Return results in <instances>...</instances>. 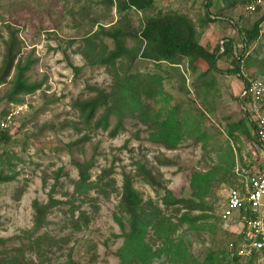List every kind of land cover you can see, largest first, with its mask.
<instances>
[{
  "label": "rangeland",
  "instance_id": "1",
  "mask_svg": "<svg viewBox=\"0 0 264 264\" xmlns=\"http://www.w3.org/2000/svg\"><path fill=\"white\" fill-rule=\"evenodd\" d=\"M190 1L191 7L187 0H156L155 6L163 11H185L192 19L198 14L202 16L204 0ZM242 4L240 1L239 6L243 7ZM142 13L131 11L133 28H140ZM118 19L115 6L109 7L103 0H0V62L5 42L12 37L19 41L15 49L20 55L31 54L37 59L27 73L30 81L44 82L41 89L23 96L20 104L0 102V112L16 113L10 126L11 142L0 146V154L4 153L0 157V170L16 176L12 181L0 183V238L5 239L0 250L14 256L17 253L14 248H23L21 264H59L68 259L69 253L80 264H121L117 251L124 244L123 233L129 229L127 217L118 208L123 172L132 175L134 186L145 200L152 198L164 208L161 201L164 189L145 183L138 164L150 169L175 197L193 198L206 205L205 210L192 214L204 212L210 216L195 224L184 223L178 230L176 238L186 248L184 260L163 253L153 264H203L210 249L230 250V243L237 238L236 224L221 219L231 186L227 180L232 178L229 173L226 180L222 179L231 165L227 154L231 142L225 133L230 122L246 115L239 97L242 79L224 73L232 64L231 57L226 63L220 62L223 72L215 73L218 86L216 90L215 86L210 88L209 93L202 86L196 90L197 74L187 69L186 64L172 69L165 63L159 67L152 61L138 59L135 71L163 76L159 93L147 99L146 120L127 117L124 129L115 137L102 129L78 133L71 126V122L79 121L74 101L94 95L91 86L109 91L112 84V76L104 66L86 65L76 50L91 30L96 31L99 25L109 26ZM101 37L113 47L111 38ZM134 44L131 38L127 39L128 46ZM242 49L239 55L246 54ZM73 66L81 69L76 72ZM241 72L264 80V68H247L244 63ZM12 75L13 72L8 80ZM8 88V82L0 85V96ZM113 123L114 119L112 126ZM84 134L88 139L80 141ZM169 143L175 146L168 147ZM235 147L238 151L236 144ZM91 157L95 159L90 171L92 181L103 168H113L108 178H114L115 185L105 187L108 197L96 190L89 192L91 199L74 195V181L79 177L74 161L83 162ZM199 177L210 178L209 187ZM53 186L54 197L64 203L50 210L49 223L36 235L46 232L59 240L62 247L45 250L40 258L27 246L25 231L33 226L32 202L35 199L48 202V192ZM173 208L169 207L166 213L177 220L180 213L176 214ZM82 211L89 216L87 226L80 219ZM77 219L82 224L80 230L72 227ZM63 238L69 241L63 242ZM151 238L154 239L152 230L148 240ZM153 247H161V242L156 241ZM249 262L247 257L239 259V264Z\"/></svg>",
  "mask_w": 264,
  "mask_h": 264
},
{
  "label": "trees",
  "instance_id": "2",
  "mask_svg": "<svg viewBox=\"0 0 264 264\" xmlns=\"http://www.w3.org/2000/svg\"><path fill=\"white\" fill-rule=\"evenodd\" d=\"M103 1L109 7L115 6L119 19L109 26L99 25L96 31L91 30L90 33L84 36L76 52L83 56L86 65L104 66L112 76V84L109 91L91 86L90 89L94 92V95L87 98H77L74 101L73 107L79 113V121L71 122V126L78 133H81L84 129H102L109 131L111 137H115L120 130L124 129V121L127 117H140L146 120L147 108L149 107L147 99L159 93L163 76L161 74L135 71L134 67L138 59L152 61L159 67L165 63L172 69H177L180 65L186 64L187 69L192 73L199 71L196 79L200 80L209 90V86L213 84V73L223 72L217 66L218 60L221 59L222 55L232 53L233 66L224 73L238 75L244 81V84L247 82L245 74L241 72L242 66L250 58L249 55H246L247 50H244L246 54H235L233 40L231 39L225 41L222 47L219 46L214 50L203 46L200 43L201 31L196 20L192 19L185 11H163L155 6L156 0ZM241 2L249 3L248 0H241ZM211 3L212 0H204L205 13L201 17L204 18L206 24L213 21L210 12ZM131 11L143 12L139 29H135L131 25ZM263 21L264 14L250 28H238L247 46L258 40L261 30L260 25ZM93 23L96 24L98 21L93 20ZM201 24L204 25L203 22ZM101 36L111 38L113 47L110 48ZM128 38L135 42L133 46L127 45ZM18 42H15L12 37L10 41L5 42V50L0 62V85L8 82L9 88L0 96V102L6 100L20 104L23 102V96L35 93L42 88L44 83L43 80L30 81L27 73L32 65L37 62V59L32 58L31 54L25 57L20 55V52L15 49V44ZM222 49L221 54H218ZM200 62L208 64V68L200 70ZM73 68L76 72L81 69V67L76 66H73ZM12 72L13 75L8 80ZM180 75L184 80L183 75ZM211 75V79H208ZM245 112V118L230 126L229 135L233 134L238 125H241L243 130L251 135L250 126L252 124L250 125L247 122L249 113ZM7 114L8 111L3 110L0 112V117ZM112 119H114L113 126ZM12 137L10 127L1 129L0 146L8 145ZM87 139L88 136L84 134L81 136L80 141ZM166 145L168 147L175 146L173 143ZM3 154H0V157ZM74 164L79 175L78 180L74 181V195L91 199L89 192L96 190L103 196H109V192L105 187L115 185V179L108 178L113 173L112 167L103 168L96 180L92 181L90 171L95 166L94 157L83 162L74 161ZM137 169L143 175L142 179L145 183L157 185L158 188L164 189L165 194L161 198L164 208L152 198L145 200L141 192L134 186L132 175L123 172L118 208L127 217L129 229L123 233L124 244L117 251V254L121 257V264H153L156 257H160L163 253H170L172 257L181 261L184 260L185 244L182 240H177L176 234L184 223L195 224L198 220L210 217L204 212L192 214L197 210H205L206 205L193 198L175 197L173 192L162 184V181L157 180L150 169L142 164H138ZM225 173L227 175L223 174V180L229 177V172L226 171ZM15 177V173L7 174L0 170V183L12 181ZM233 177L231 180H227V183L231 185L230 187L234 184ZM106 178L109 180L105 181ZM199 178L209 187L210 178ZM55 181H59V174H57ZM54 193L55 186L51 187L48 192V202H40L37 199L32 202L34 211L33 226L25 231V237L28 240L27 246L40 258L45 255V250H51L54 246L62 247L59 245V240L50 237L46 232L36 235L49 223L47 216L50 210L56 205L64 203L62 200L56 199ZM171 206L174 207L176 214L180 213V216L176 218L177 220H175V216L166 213V210ZM71 214L74 217L73 211H71ZM80 219L83 220L85 226L88 225L89 216L85 211L81 212ZM118 222L124 229L122 220L118 218ZM72 227L80 230L82 228L80 220H74ZM151 230L154 239L151 238V241H149L148 235ZM62 241L67 242L69 238H63ZM156 241L161 242V247L157 249L153 247ZM4 243L5 239L0 238V245ZM235 243L236 248L233 251L229 249H210L205 255L203 264H239L241 256L237 253L238 241L235 240ZM43 246H46V248H43ZM14 251L17 252L14 256H7L5 250L1 249L0 264H21V259L24 257L23 248L16 247ZM68 255V259L59 264H80L72 258L71 253ZM249 264H251V261Z\"/></svg>",
  "mask_w": 264,
  "mask_h": 264
},
{
  "label": "built area",
  "instance_id": "3",
  "mask_svg": "<svg viewBox=\"0 0 264 264\" xmlns=\"http://www.w3.org/2000/svg\"><path fill=\"white\" fill-rule=\"evenodd\" d=\"M246 10L254 14L264 5V0H248ZM244 84L240 99L256 132L260 155L255 154L254 165L237 170V177L229 187L221 210V219L236 224L237 253L253 264H264V80L249 77ZM16 113L9 112L0 120V129L9 128ZM236 248L235 241L230 250Z\"/></svg>",
  "mask_w": 264,
  "mask_h": 264
},
{
  "label": "crops",
  "instance_id": "4",
  "mask_svg": "<svg viewBox=\"0 0 264 264\" xmlns=\"http://www.w3.org/2000/svg\"><path fill=\"white\" fill-rule=\"evenodd\" d=\"M240 1L241 0H212L210 12L213 21H210L207 24L203 20L204 18L200 16V14H198L197 17H195L194 20L197 21V25L199 26V29L201 31L200 43L203 46L208 47L210 50H214L219 46L222 47L225 41L231 39L233 40L235 54H238V52L241 51L242 48L247 50V55H249L250 57L246 63L247 68H264V21L260 25L261 30L258 40L252 45L247 46L244 42V38L240 35L238 31V28H250L253 25V23L264 14V7L260 9L259 12H257L258 13L257 15H254L256 13L250 14L247 12L246 10L247 3H243L242 4L243 7L239 6ZM187 3L189 4V7H191L193 1L187 0ZM204 13L205 11L203 12V15ZM201 22H203L204 25H202ZM222 51L223 49L218 54H221ZM250 53L252 54V56ZM229 57H231L230 61L233 60L232 53L222 55L221 59H219L217 62L218 68H222L220 62L225 61L226 63ZM183 65H180L179 68L180 67L182 68ZM232 66L233 65L231 64L230 68ZM199 68H201L200 70H205L206 68H208V64L200 62ZM198 73L199 71L193 74L198 75ZM214 75L215 73H213V80H212L213 84L210 85L209 87L213 88V86H215V90H216V87L218 85L216 86V79ZM194 85L196 86L197 89L200 86H202L209 93L210 88L208 90L207 87L203 85V83L200 80L198 82H195ZM243 86H244V81L242 80V88ZM241 107L245 110L242 100H241ZM239 120L236 122L234 121L230 122L229 128L225 133L226 137L231 142L229 144V147L227 148L229 150L228 151L226 150L227 154H229V157L231 158L230 160L231 165L228 166V168H226L225 171H228L229 173L232 172V177L234 176V183L237 177L236 171L242 168L244 169L251 168L254 165L255 154L260 155L256 132L253 129L248 117H247V122L251 125V126L249 125L252 130L251 135H248L243 130V127L241 125H238V127L235 128L233 134L229 135L230 134L229 130H231L230 126L232 124H236L237 122H239ZM235 144L237 145L240 156H238L237 153L238 151L235 147Z\"/></svg>",
  "mask_w": 264,
  "mask_h": 264
}]
</instances>
